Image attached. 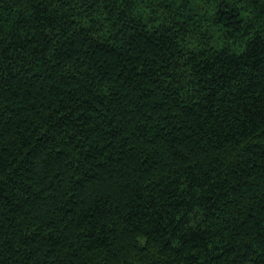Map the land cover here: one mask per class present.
Wrapping results in <instances>:
<instances>
[{
	"label": "trees",
	"instance_id": "16d2710c",
	"mask_svg": "<svg viewBox=\"0 0 264 264\" xmlns=\"http://www.w3.org/2000/svg\"><path fill=\"white\" fill-rule=\"evenodd\" d=\"M0 264H264V0H0Z\"/></svg>",
	"mask_w": 264,
	"mask_h": 264
}]
</instances>
